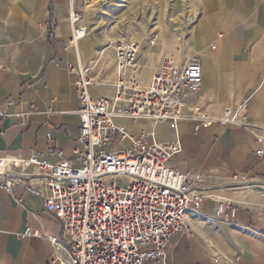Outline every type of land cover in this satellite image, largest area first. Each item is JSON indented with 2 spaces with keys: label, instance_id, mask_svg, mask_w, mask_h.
<instances>
[{
  "label": "crops",
  "instance_id": "obj_1",
  "mask_svg": "<svg viewBox=\"0 0 264 264\" xmlns=\"http://www.w3.org/2000/svg\"><path fill=\"white\" fill-rule=\"evenodd\" d=\"M202 1V14L183 40L187 54L181 55H193L189 59L195 55L202 66V85L192 104L204 114L218 116L248 97L245 125L210 123L194 130L192 120L180 121L175 129L119 121L133 134L147 129L149 141L158 145L178 142L180 152L171 167L186 173L189 183L207 195L199 214L190 217V232L176 234L167 244L165 258L151 264H215V256H219L217 264H264V197L238 181L245 176L247 182L264 183V0ZM71 7L74 0H0V113L4 115L0 154L35 153L47 163L59 160L56 152L73 158V149L81 148L76 141L80 118L75 112L78 59L91 66L88 75L95 82L89 88L91 97H114L112 46L100 47L89 40L67 46L72 36ZM171 44L180 47V40ZM181 53L177 48L176 54ZM181 56L173 58L188 59ZM156 60L146 53L138 58L142 86L149 83ZM256 137H263L262 142L257 143ZM257 150L262 154L257 155ZM38 182L30 177L13 183L9 191L0 187V264L48 261L47 241L18 237L25 227L60 235L57 219L31 187ZM217 202L234 206V217L228 212L216 217Z\"/></svg>",
  "mask_w": 264,
  "mask_h": 264
},
{
  "label": "built area",
  "instance_id": "obj_2",
  "mask_svg": "<svg viewBox=\"0 0 264 264\" xmlns=\"http://www.w3.org/2000/svg\"><path fill=\"white\" fill-rule=\"evenodd\" d=\"M69 22L72 36L67 46L87 35L75 10L69 11ZM112 48L118 80L113 98L91 97L89 88L95 84L88 75L91 66L77 61L75 112L80 128L76 141L81 148L73 149V158L56 152L59 160L47 163L35 153L0 154V187L9 191L13 183L37 178L39 182L31 187L58 221L59 236L29 227L18 234L47 241L51 253L46 264H151L163 260L168 242L181 231L190 232V217L199 214L207 199L204 191L189 183L186 173L171 167L172 158L180 152L178 142L158 145L149 141L147 129L133 134L120 120L167 124L171 129L180 121L192 120L194 130L210 123L245 125L248 97L218 116L193 106L192 99L202 85L197 57L183 62L163 57L149 83L142 86L137 65L139 43L121 39ZM68 69L74 67L69 64ZM20 117L24 122L25 114ZM262 140L256 137L257 143ZM238 181L259 184L247 182L245 176ZM225 212L233 218L236 208L217 202L215 216Z\"/></svg>",
  "mask_w": 264,
  "mask_h": 264
},
{
  "label": "rangeland",
  "instance_id": "obj_3",
  "mask_svg": "<svg viewBox=\"0 0 264 264\" xmlns=\"http://www.w3.org/2000/svg\"><path fill=\"white\" fill-rule=\"evenodd\" d=\"M202 4V0H74V7L69 11L80 14V25L86 26L88 31V36L77 43L89 40L99 42L100 47H110L121 39L137 41L138 58L146 53L157 59V66L163 57L180 58L187 54L183 40L198 22ZM175 38L180 40V47L172 46ZM177 48L182 52L179 55ZM181 58L186 60L184 56ZM138 67L141 72L139 64ZM258 187H264V183L249 186L248 190L264 197V188ZM217 258L219 256H215Z\"/></svg>",
  "mask_w": 264,
  "mask_h": 264
},
{
  "label": "bare ground",
  "instance_id": "obj_4",
  "mask_svg": "<svg viewBox=\"0 0 264 264\" xmlns=\"http://www.w3.org/2000/svg\"><path fill=\"white\" fill-rule=\"evenodd\" d=\"M73 43L75 44V42H73ZM117 82H118V80H117V68H116V80H115V82L112 83L113 86H114Z\"/></svg>",
  "mask_w": 264,
  "mask_h": 264
},
{
  "label": "water",
  "instance_id": "obj_5",
  "mask_svg": "<svg viewBox=\"0 0 264 264\" xmlns=\"http://www.w3.org/2000/svg\"><path fill=\"white\" fill-rule=\"evenodd\" d=\"M258 188H261V189H263L264 187H258Z\"/></svg>",
  "mask_w": 264,
  "mask_h": 264
}]
</instances>
